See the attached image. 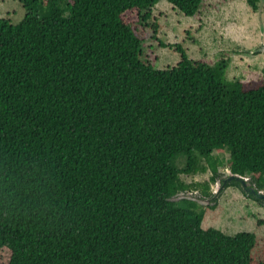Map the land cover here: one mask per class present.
<instances>
[{"label": "trees", "instance_id": "trees-1", "mask_svg": "<svg viewBox=\"0 0 264 264\" xmlns=\"http://www.w3.org/2000/svg\"><path fill=\"white\" fill-rule=\"evenodd\" d=\"M20 1L0 18V264H264L255 231L169 199L184 173L216 183L222 152L264 189V68L229 80L227 60L181 44L158 68L144 43L159 0ZM168 1L194 15L204 0Z\"/></svg>", "mask_w": 264, "mask_h": 264}, {"label": "rangeland", "instance_id": "rangeland-1", "mask_svg": "<svg viewBox=\"0 0 264 264\" xmlns=\"http://www.w3.org/2000/svg\"><path fill=\"white\" fill-rule=\"evenodd\" d=\"M257 5L254 9L248 0H204L196 14L186 15L170 1L159 0L145 28V55L158 68L174 66L181 59L177 51L181 44L195 60L210 64L227 60L229 80L258 79L264 68V51L258 50L264 45V0H258ZM24 13L20 0H0V18L17 21ZM219 157L223 161L218 178L223 179L229 169V153L222 152ZM201 162L208 165L205 159ZM178 165H185L184 157H179ZM211 176L210 168L181 175L188 191L203 190L208 184V191L213 193L216 183ZM183 203L178 201L179 205ZM214 203L210 200L209 204ZM209 204H199V209L205 211L204 227L214 226L228 234L255 231L261 237L256 252L264 253V223L258 225L259 219H264L263 202L246 195L240 187L229 185L220 192L215 208Z\"/></svg>", "mask_w": 264, "mask_h": 264}, {"label": "water", "instance_id": "water-1", "mask_svg": "<svg viewBox=\"0 0 264 264\" xmlns=\"http://www.w3.org/2000/svg\"><path fill=\"white\" fill-rule=\"evenodd\" d=\"M259 51H264V45L258 48ZM225 177L223 179L217 178L215 189L211 198H205L204 196H199L197 191H179L175 195L169 197L170 200L178 201L181 199H191L195 200L200 204H209L210 200H215L220 195V192L232 182L239 183L240 188L248 196H254L259 199L264 204V189L258 188L255 184H252L250 176H242L240 174L234 173L230 168L225 172Z\"/></svg>", "mask_w": 264, "mask_h": 264}]
</instances>
